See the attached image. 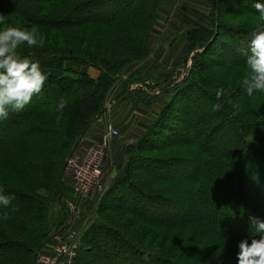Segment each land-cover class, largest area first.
I'll return each instance as SVG.
<instances>
[{"label": "trees", "instance_id": "trees-1", "mask_svg": "<svg viewBox=\"0 0 264 264\" xmlns=\"http://www.w3.org/2000/svg\"><path fill=\"white\" fill-rule=\"evenodd\" d=\"M165 1L0 0V13L24 27L49 28L58 21L62 30L85 29L77 48L29 55L42 68L51 69L44 88L58 96H35L23 111L0 121V163L5 164L0 167V188L15 196L8 208H0L8 215L0 221V264H35V253L65 225L66 199L72 195L62 180L64 161L72 151L67 153L103 113L112 76L148 54L145 37L131 40L134 21L138 18L145 26V19L154 17L153 5L159 7ZM243 2L250 8L234 11L233 22L246 27L238 31L244 35V30L252 32L257 27L258 14ZM216 4L222 6V0ZM219 26L221 31L232 30L225 22ZM107 28L114 33L113 43L104 40ZM91 34L98 44L89 40ZM208 40L202 37V44ZM208 50L215 52L213 47ZM50 54L58 55L46 58ZM244 60L228 64L230 73L238 77L230 76L220 86L225 93L220 100L208 78L205 81L199 73L190 76L189 85L177 93L188 92L184 104L174 109L186 115L184 120L175 118L182 128L165 127L176 95L161 107L140 145L129 149L119 181L124 192L102 203L100 215L110 216L101 215L86 233L78 264H86L82 260L86 261V255L90 264H235L238 242L259 236L249 218L264 220V93L249 97L244 92L242 81L248 74ZM89 66L101 70L97 79L86 76ZM236 83L235 95H227L226 90ZM190 90L198 91L197 95L192 97ZM121 93L119 102L129 99L132 91L126 85ZM200 94L207 104L203 118L190 115L202 104ZM60 99L68 107L57 119ZM216 103L222 107L214 112ZM164 129L169 134L161 138ZM224 132V142L217 141ZM145 148H167L171 158L145 162L137 158Z\"/></svg>", "mask_w": 264, "mask_h": 264}, {"label": "rangeland", "instance_id": "rangeland-1", "mask_svg": "<svg viewBox=\"0 0 264 264\" xmlns=\"http://www.w3.org/2000/svg\"><path fill=\"white\" fill-rule=\"evenodd\" d=\"M242 1L222 0L221 6L219 5L220 3L216 4V0H167L159 7L153 5L155 6L154 17L149 18V20L145 19V26L138 21L136 16L133 18H136L134 21L136 32H134V35L131 34V40L132 42H136V39L142 41V37H145L143 40L148 49V54L143 58L136 59L121 72L112 76L114 81L104 103L105 113L98 116L88 128L83 130L82 134L71 146V150L67 153L68 155L80 142H84L87 145L99 143L103 136L108 133L110 127L119 133L116 139L109 142L110 156L106 161L98 191L93 195L92 199L82 200L74 193L66 199L68 202L66 206L68 216L65 225L61 229L62 234L70 233L73 236V240L81 246L86 233L89 232V229L94 226L99 218L101 219V215L104 219L110 216L109 213L105 214L104 212L100 215V208L106 199H110L114 195L119 197L122 190L124 192L125 188L119 181L122 180L125 166L129 161V149L140 145L141 140L145 137L146 130L156 121L161 107L165 106L168 100H172L174 95H176L175 100L172 101L174 108L172 112H169L170 114L166 115L167 123L165 127L166 129H173V127L180 129L183 127L178 119L175 120V118H183L184 120L186 115H180L174 109L184 104V94L188 92H180L181 94L178 96L177 93L189 85L191 75L199 73L205 81L208 78V83L216 90L221 89L220 86L222 84L226 85L229 81L228 78H231L230 76L235 80L237 79L238 74L230 73L228 64L244 59L243 63H246L243 51L248 48L251 40V32L244 30V35L239 34V28L243 30L246 27L237 25L239 22H233L235 19L234 11L243 7L248 10L250 8ZM244 1L255 9L254 1ZM219 14L221 15V20H218ZM220 21L227 23V26L232 28V30L229 32L221 31L219 29ZM61 23L56 21L50 24L52 27L37 29L38 33L45 39L44 45L42 47L29 48L25 44L18 48V53L20 55L24 53L28 56L33 54L46 56L47 53L79 47L85 29L62 30V28H58ZM6 24L24 27L21 22L7 18ZM125 34H130V31L125 32ZM204 36H208L209 40L208 43L203 45L202 37ZM89 37V40L93 39L92 43L98 44L97 40H95L98 39L96 36L91 34ZM104 40L108 43L114 42L112 29L107 28ZM194 46L196 47L194 48ZM209 47H213L215 52L210 53ZM140 49V45L139 47L137 46L138 52ZM57 55L50 54L46 58L56 57ZM241 55L242 57H240ZM98 71L101 73V70H96L93 66H89L86 76L95 80L99 77ZM126 85L132 91L131 96L129 99L119 102L118 99L122 95L120 92ZM237 85L239 83L229 87L226 90V94L235 95L238 88ZM71 87L73 88V86ZM53 92L51 88H44L40 94L41 97H38H48L47 95L50 97L58 96ZM196 92L198 91H191L192 97L197 95ZM72 96L77 97L75 93ZM199 98L200 102L202 101V104L199 103L201 106L199 109L191 111L190 115L203 118L204 111L207 110V104L201 94ZM210 123L212 126L214 125V122L211 121ZM166 129L162 130L161 138L169 134ZM218 135L219 139L217 141L221 140V142H224L226 132ZM231 141L232 138H228V142ZM138 157L145 162L156 163L160 160L171 158V155L167 148L162 150L145 148L139 150ZM3 166L5 164L0 163V167ZM252 166H250L251 171L254 169V166L253 168ZM251 179L254 180L253 183L257 182L255 181L256 177ZM62 180L70 188L68 180L64 176H62ZM41 251L44 250L41 249L35 253V264L36 255ZM81 252L80 250L78 254ZM82 260L84 263L90 264V259L87 255L86 261L84 258ZM76 263L78 264V260ZM91 264H94L93 261H91Z\"/></svg>", "mask_w": 264, "mask_h": 264}, {"label": "clouds", "instance_id": "clouds-1", "mask_svg": "<svg viewBox=\"0 0 264 264\" xmlns=\"http://www.w3.org/2000/svg\"><path fill=\"white\" fill-rule=\"evenodd\" d=\"M257 27L250 33L248 48L243 51L246 57L247 77L243 79V90L247 96L264 93V0H255ZM45 39L35 27H19L6 24V16L0 13V121L9 119L10 113L23 111L35 96H39L51 75V69L42 68L39 61L20 55L18 48L43 46ZM218 89L217 100L224 96ZM68 107L64 99L57 102L56 111L60 119ZM222 105L216 103L212 111H220ZM15 199L0 188V208H8ZM6 212H0V221L7 220ZM259 233L258 237L241 239L237 244L235 264H264V220L249 218Z\"/></svg>", "mask_w": 264, "mask_h": 264}, {"label": "built area", "instance_id": "built-area-1", "mask_svg": "<svg viewBox=\"0 0 264 264\" xmlns=\"http://www.w3.org/2000/svg\"><path fill=\"white\" fill-rule=\"evenodd\" d=\"M118 135V131L110 127L99 143L87 145L80 142L65 159L63 176L75 195L82 200L92 199L98 191L110 156L109 142ZM79 248L80 245L73 240V236L64 233L61 241L50 250L36 255V264H75Z\"/></svg>", "mask_w": 264, "mask_h": 264}, {"label": "crops", "instance_id": "crops-1", "mask_svg": "<svg viewBox=\"0 0 264 264\" xmlns=\"http://www.w3.org/2000/svg\"><path fill=\"white\" fill-rule=\"evenodd\" d=\"M107 111V110H106ZM103 113H105V111H103ZM63 237V234H61V230L56 233L51 240H49L43 247L42 250H49L51 249L55 244H57L58 242L61 241Z\"/></svg>", "mask_w": 264, "mask_h": 264}, {"label": "water", "instance_id": "water-1", "mask_svg": "<svg viewBox=\"0 0 264 264\" xmlns=\"http://www.w3.org/2000/svg\"><path fill=\"white\" fill-rule=\"evenodd\" d=\"M68 191L71 192V193H73V189H71V188H68Z\"/></svg>", "mask_w": 264, "mask_h": 264}, {"label": "bare ground", "instance_id": "bare-ground-1", "mask_svg": "<svg viewBox=\"0 0 264 264\" xmlns=\"http://www.w3.org/2000/svg\"><path fill=\"white\" fill-rule=\"evenodd\" d=\"M71 188V187H70ZM72 189V188H71ZM71 193V192H70ZM73 193H74V190H73ZM75 194V193H74ZM62 234V233H61ZM80 245V244H79ZM80 249V248H79ZM50 250V249H49ZM44 251H48V250H44ZM42 252V251H41Z\"/></svg>", "mask_w": 264, "mask_h": 264}]
</instances>
